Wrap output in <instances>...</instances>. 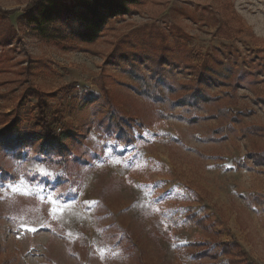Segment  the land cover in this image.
I'll return each mask as SVG.
<instances>
[{
	"label": "rangeland",
	"instance_id": "obj_1",
	"mask_svg": "<svg viewBox=\"0 0 264 264\" xmlns=\"http://www.w3.org/2000/svg\"><path fill=\"white\" fill-rule=\"evenodd\" d=\"M36 1L0 0V264H264V0ZM108 115L148 134L130 162L100 151Z\"/></svg>",
	"mask_w": 264,
	"mask_h": 264
},
{
	"label": "trees",
	"instance_id": "obj_2",
	"mask_svg": "<svg viewBox=\"0 0 264 264\" xmlns=\"http://www.w3.org/2000/svg\"><path fill=\"white\" fill-rule=\"evenodd\" d=\"M62 5L66 7H64V9L77 10L80 18L84 19V17H86L85 20H88L87 17L89 16L91 17V19H93V21L97 20L98 12L102 9H106L109 16L115 15L116 13L123 12L125 10V6L123 5V1L121 0H37L34 4L33 10H36L39 13L40 19L42 21L51 19L53 16L59 13L61 9L63 10V8H60ZM123 117L124 116L120 115H108L107 117H103L94 122L93 128L95 132H97L101 140V152L109 151L114 155L124 157L125 161L130 162L131 160L129 155L134 149L137 148L140 142L144 141L145 138H148V134L142 130L141 123L136 126L135 130L133 129V117ZM37 125L40 126V130L39 132H37L39 134V139L47 141L50 140V138H54L57 136V126L55 124L53 126H50L45 117H43L41 121L37 123ZM12 129L13 125H6L3 129H0V133L5 134ZM63 133L60 134V137L65 135ZM23 135H25L23 129H18L14 134V138L18 141L17 144H19L20 146V148L16 152H12V156H14L15 158H19V155L21 154L22 147L20 145V140L22 139ZM80 137H85V135L83 134ZM116 137H119L121 139V142H114V139H119ZM2 139L6 138L4 137ZM56 141V152L58 155H61L63 154V146L58 138ZM77 144L78 143L76 140L75 145ZM49 149H51V146L49 147L46 142H43L39 146L38 151L41 155L45 156L49 153ZM18 177V174H15L14 172L11 173L6 169L0 157V180H15ZM197 223L202 224L203 220L197 219ZM208 244L210 245V243ZM208 244H206L207 247H205L201 252L196 253L193 251L191 252V254L194 257L210 256L212 259L217 260L218 252H215L214 247L210 248ZM227 247L228 246H226V248H223L222 250V252L226 256L230 254V249ZM235 261L236 259L234 257H229L227 260V264H237ZM246 262L247 261L245 259V263Z\"/></svg>",
	"mask_w": 264,
	"mask_h": 264
},
{
	"label": "snow or ice",
	"instance_id": "obj_3",
	"mask_svg": "<svg viewBox=\"0 0 264 264\" xmlns=\"http://www.w3.org/2000/svg\"><path fill=\"white\" fill-rule=\"evenodd\" d=\"M25 227H28L27 225H25ZM32 231H35V229H31Z\"/></svg>",
	"mask_w": 264,
	"mask_h": 264
}]
</instances>
